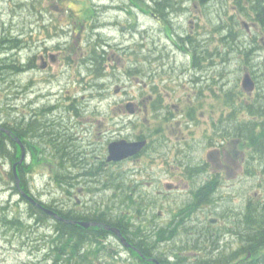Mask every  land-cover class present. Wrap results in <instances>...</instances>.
I'll list each match as a JSON object with an SVG mask.
<instances>
[{
  "label": "flooded vegetation",
  "instance_id": "obj_1",
  "mask_svg": "<svg viewBox=\"0 0 264 264\" xmlns=\"http://www.w3.org/2000/svg\"><path fill=\"white\" fill-rule=\"evenodd\" d=\"M51 1L54 9L63 10L61 14L66 13L63 9V3H61L66 0H61L60 3L56 2V0ZM112 1L110 0L107 4L108 10L102 4L98 6L96 21H94L92 13L90 15L89 12L84 10V23L86 22L87 26L82 27L84 31L82 35L88 36L89 29H92L91 31L97 34V42L95 44L91 42L84 43V50L81 53L84 57V64H87L86 61H89L90 58V62L93 64L96 62L97 64L98 71L95 70L98 73L97 77L110 76L112 74L116 76L115 80L119 82L115 81L113 97L116 94L117 96L119 95L116 100L118 103L115 102V104L121 114L125 113L132 118L143 110L146 112L152 110L156 114L171 112L169 109L172 107L167 108L168 105L163 100L165 94H170L168 90H164L163 84L166 81L163 79L159 85L153 82V86L145 81V87L150 89V91L147 99L142 100V97H134L135 95L133 94L130 96L129 91L132 88H129V82H126L125 77H117V73H120L123 68L128 73L126 76H129L132 86L135 87L137 76L140 75L137 70L141 68L138 67L139 64L146 65L143 73L146 72L145 80H147L151 76L147 67L152 68L156 65V56L166 57V55L162 50L158 51L159 45L155 41L146 42L147 51L145 57L136 62L135 52L129 51L126 55L124 50L127 46L120 45L123 44L122 42H115V44L108 42L109 37L104 34L106 30L121 27V30L125 29L129 32L131 28L136 29L138 23L136 0H130L131 2L127 0L128 8L124 4L116 3V0ZM184 1L181 5L182 9L179 10L183 14L178 17H172L170 20L173 22L171 26H174V29L178 32L186 30L185 26H181L185 18L190 23V28L199 27V25H196V20L199 22L201 4L196 3V1ZM200 1L203 4H207L210 0ZM152 3V0H146V5H143L145 9L143 6H140V9L143 14L146 11L156 18L157 13L161 14L163 18L159 19L164 27V23L168 22L166 17L169 14L176 13L168 9L163 11L154 9ZM119 10L127 16L128 21L126 24L119 17L111 19L110 16ZM132 17L135 19L136 24L129 23V19ZM74 22L77 21L74 19ZM79 23L82 24L80 21ZM62 29L66 31L65 34L68 33L66 29ZM7 30L9 29L7 28ZM32 34V32L28 35L19 34L23 45H25L23 40ZM7 35L5 30L0 36V45H10L8 39L11 37ZM60 35L63 37L62 34ZM180 37L188 41L194 40L191 35H181ZM173 43L183 53L189 55V69H201V65L196 63L198 58L195 57L194 46L188 47V45L187 48H184L183 45L178 44L176 41H173ZM68 44V42H57L55 45L58 48L56 47L51 51L48 48L49 45L45 47L46 50H43L39 55L41 63L38 66L43 67V71H47L50 66L58 63L62 55L58 49L66 48ZM91 44H93L92 47ZM38 48H40L39 45ZM25 49L27 48H22L21 50ZM35 49L37 47L31 48L32 51ZM203 58L205 59L206 57ZM17 59L24 62L26 57L20 52V55H17ZM206 59L210 65L215 63L212 61L213 57ZM219 59L223 58H216V60ZM35 60L36 58H30V62L23 64L21 71L17 72L15 78L7 77L1 84L0 126L3 127V130L0 128V135H3V138H5V140L3 139L4 142L9 143L8 146L11 148L0 153L2 156L0 163L3 167L1 170L2 181L0 183L5 193L8 194L5 206H8L9 209L18 208L22 210L21 218L27 217L25 222L29 228L34 227V229L31 235L22 236V231L17 226V223L22 221H10L15 224L11 227L4 228L3 225V229H0V248L3 250L0 251V264H8L6 257L10 251V247L3 242H13L18 237H21L23 243L19 252L23 251L25 246L28 245L29 248L25 250L28 249L31 256L35 257V264H264V241L257 244L251 240L252 236L256 234L255 231L264 230V221L248 220V199L244 198L240 216L234 221L230 218L231 216L227 217L231 207H229L226 214L223 213L225 207L228 206L226 202L228 194L226 193V184H223L220 178L224 174L223 171H226L227 174L233 171L231 154L225 153L226 148H224V145L228 142L225 136H221L213 144V137L208 135L211 147L207 151L206 159L198 161L194 160V158L189 159L187 154H184V152H191L195 148L194 143L192 149L187 151L181 143L179 145L176 143L178 150L176 156L183 157L184 160V168L181 170L182 176L180 172L178 173V169H180L178 165L176 176L172 180H163V173L152 175L154 170L152 171L153 168L150 169L148 166L150 158L154 160L161 159L163 164L168 159L159 149L166 143L165 140L169 139L165 135L166 131L163 126L158 124L153 128L147 127L145 120L131 123L133 129L131 136L123 132V127L111 130L109 126L104 125L105 131L102 132L99 129L102 124L98 123L100 126L95 124L94 129V131L97 130L98 132L92 131L85 122L86 116L92 118L91 114L88 115V110H91L90 113L92 114L95 112L100 118L101 113L107 111L105 107L102 105V108L104 107L102 111H94L95 106L84 105L83 108L72 101L67 106H60L63 103L62 98H57L56 94L61 93L62 96L65 93L66 90H64L62 83L63 89L53 90L52 88L48 93H44L47 89L43 90L39 86L41 91L36 92L33 86V79L20 81L23 74L30 72L29 67L31 69L36 67ZM61 60L66 64L69 63V54L66 55L65 53ZM159 66L161 67L160 64ZM172 69H174L173 73L175 74L177 67ZM185 72H187L188 76L192 74V77L198 78L199 74L191 72V70L185 69L183 73ZM218 75L223 74L220 73ZM124 83L128 85V88ZM159 87H162L160 91H158ZM104 90L102 85L98 91H95L98 94H91L90 97L93 98L95 95L98 99L103 97L109 101L110 95L103 93ZM52 97L55 98V101L51 103L45 102L46 98ZM126 97L130 99H126L125 102L121 101ZM224 97L230 101L227 94ZM84 99H86V96H84ZM102 100L103 103H106L104 99ZM127 100L131 101V104H128ZM172 106L173 108H180L177 103H173ZM191 108L194 109L195 106L182 109L186 125H191L194 122L188 115V111ZM82 117L84 118V127L82 125H80L81 127L78 126ZM123 122L120 119L119 124L124 125L125 122ZM71 127L74 128L72 133H70L72 131ZM228 128L227 126L215 127L214 122L212 125L214 133H216L215 129L222 131L228 130ZM57 134L62 135L63 138L60 144L66 150L69 149L68 147L76 146L74 143L84 145V151H81V154H84L82 158L84 160V171L82 172L84 175V222H90L91 225L85 227L79 224L80 221H73L77 219L63 221L89 231L84 236H79L77 241H75V245L70 242H65L64 245L57 244L56 235L53 231H55L58 224L55 218H58L41 207V204H44L48 208L54 209L52 207H55L57 203V200L55 201L57 189L67 195L65 199L68 201L71 199L72 193L75 192L74 187L66 186L64 185L65 181L58 180L60 173L56 170L58 169V163L55 160V155L52 154V149L47 150V155L42 149L43 145L44 150L45 146L56 145L53 138ZM120 140L144 141L145 144L139 151L123 157V159L109 161L108 148L110 142ZM184 141L189 142L190 140L186 138ZM65 153L69 154L67 151ZM222 155L224 160L221 158ZM242 161L247 162L245 157H243ZM262 165L264 166L263 162ZM240 169L246 173L248 171V168L246 169L242 166H240ZM230 175L236 176L232 173ZM107 180L108 183L105 184ZM91 185L95 189L89 192ZM110 190L112 195L109 198L106 194ZM88 192L89 200L87 197ZM175 192H181L183 198L178 201L176 210H173L168 218L171 223L167 224V220H162L159 213L155 214L153 211L157 212L158 199L166 198L170 200L175 195ZM244 195L242 192L240 197L243 198ZM35 201L40 203V205ZM59 204L62 205V201ZM91 204L95 205L94 210L92 209L93 207L91 208ZM23 206L26 208L23 209ZM65 206L67 207V203ZM39 210L45 211L53 218L40 221L37 218ZM82 210L80 208L79 211ZM177 211L180 214H177ZM197 213L204 217L203 221L196 218L192 219V214ZM160 215L163 216L165 213L160 210ZM2 218H4L3 215ZM0 223L3 224L4 221H0ZM162 225H165V227ZM115 227L119 228L120 232L125 236V241H123L120 233L113 230L117 229ZM142 229L146 233H142L143 238L138 241L137 233H140ZM182 231L186 232V235L181 233ZM249 234H252V236H249ZM58 237H61V235H58ZM174 243L177 244L176 253L172 252L171 249ZM13 245L12 243L11 246ZM144 245L150 251L144 252ZM154 248L157 249L152 252ZM67 249L69 250L67 251Z\"/></svg>",
  "mask_w": 264,
  "mask_h": 264
},
{
  "label": "rangeland",
  "instance_id": "obj_2",
  "mask_svg": "<svg viewBox=\"0 0 264 264\" xmlns=\"http://www.w3.org/2000/svg\"><path fill=\"white\" fill-rule=\"evenodd\" d=\"M27 1L32 0H0V36L2 33L8 28L10 30L9 34L10 36H15L23 32L24 34L29 33L33 30V34L29 35L25 40H29V42L26 45H23L22 41L17 44L19 47L18 50H14L13 48H6L2 47L0 49V60L1 63L4 64V62L7 63V65L11 66V68H8L9 70H12L13 68H17L21 70V67L23 64H28L27 62H30L31 55L36 56V67L34 69L40 70V67L38 66L41 61H37V53L38 51V45L41 49L47 47H50L55 45L57 42H68V46L66 48H59L58 51L62 54L61 59H63V55L66 53L69 54L70 61L69 63H64L61 59L58 63L53 64L50 66V68L47 69V71L37 72L36 74H32L31 72H27L21 76L20 81H30L33 79V86L35 87L36 92H40L39 86H41V89L45 90L44 93H48L50 89L53 88V90H59L62 88L61 83L64 85L65 93H57V98H62L63 100H67L65 102V106L69 105V103L74 102L77 106H80L77 100H74L75 97L78 95L83 101L85 105H91L95 106L93 108L94 111L100 110L102 111V105L107 106L108 100H105L106 103H98V98L94 95L93 98L90 97L91 94H98V92H95L96 89L92 90L94 92H90L89 88L90 85H96L97 82L103 83L101 85H97L100 89L103 85V88L105 89L103 93H106L110 95V98L113 99V105L109 106V110L104 111L101 113L100 118L99 116L94 112L93 114L90 113L91 110H88V115H92V118H89L86 116L85 122L88 127L92 131L95 129V124H102L99 128L100 131L104 132L105 128L104 125L109 126L111 130L115 128L123 127V132L130 134V136L133 133V129L131 126V123L139 122V121H146V126H150L151 128L157 126L160 124L165 129V135L167 138L166 143H164L159 149H161L162 153H164L168 159L163 164L161 159L154 160L150 158L149 161V167L150 169L153 168L154 173L152 175L161 174L163 173V180H172L176 176V170L178 168V165L180 166V169H178V173L184 168L183 166V157H177L176 153H178L176 143H181L184 146V149L191 150L193 147V143L195 144V148L191 152H184V154L188 156L189 159L194 158V160H203L207 157V151L211 147V141L208 138H212V143L214 144L215 141H218V139L221 136H225L228 139V142L224 145V148H226V154L230 153L231 158L233 161V171L231 172L233 175H230L231 173H228L226 171H223V176L220 178L222 180L223 184H228L230 187L237 192L236 195L239 194V192L245 193V190L241 183L242 180H244L247 173L244 172V170L240 169V166L243 168H248V163L243 162V157L247 160L250 154V148L249 145H247V142L242 140L241 137L236 136L234 133V128L238 127L237 122H248L250 121V114L248 109L243 108L241 104V100L237 98L236 100V106L233 108H226V104L229 102L226 100V97H224L225 94H227L228 99L231 100L236 95H239L241 92V79L243 77V74L246 71H251L254 79L256 80V84L258 88V91L255 92L257 95V100L260 98L263 99L262 95L264 94V26L261 24H257L255 20V13H251L254 8L249 7L248 5H252L251 1L249 0H210L209 3L206 5H201L200 9L204 10L203 17L200 18V25L198 29H200V34H203L201 40L203 45L207 48L206 51L203 54V57L209 58L213 57V60L215 63L211 65V68L209 65H203L201 66L200 70H194L193 68L189 69V61L190 58L189 55L186 53H183L180 49H178L173 41H178L177 34L173 41L168 40L160 30H163V28H160L159 24L156 23L155 20L151 18H147L145 14H143L142 10L140 8H136L137 10V25L136 29H130L129 32H126L127 30L123 29L121 30V27H117L112 30H106L104 32L106 37L108 38V42L111 44H115V42H122L123 44L120 45H126L130 47L131 45H135L137 47V52L140 54V56L135 57L136 61L137 58L145 57L146 53V46L145 43L153 42L155 41L159 45V50H162L166 57L173 59L170 60L169 58L164 60L166 62L165 70L162 71L163 77L162 79L166 81L163 84L164 90H168L170 94H165V98L163 99L165 104L168 105L167 108H170L168 113H159L156 114L152 110H148L147 112L145 110L138 112L135 117L130 118L127 114L123 113L121 114V111L118 109L117 105L115 104V101L119 98L117 94L114 98V84L116 81H113L114 75H103L99 76L95 73V69L97 68L96 62L94 63L93 67L91 68L90 65V58L89 61H86L87 64H84L82 66L79 63V58L82 55V51L84 50V43L91 42L96 43L97 42V34L95 32H92L89 28L88 36H83L81 34H75L72 30H82V27L78 26L80 23L77 21V18L75 20L77 22H72L71 25L67 26V31H64L59 24H56L54 21L53 23H49L47 21L48 15L44 16L43 19L45 21H42L39 19L36 14V11H42V6H46L50 9L49 5H51V0H33L35 4L38 7H31L34 10V12H28L26 11ZM82 0H66L63 3V9L65 12L69 10V8L73 7L74 9L78 8L79 5H81ZM97 1V0H95ZM110 0H106V4L109 3ZM114 1V0H113ZM112 1V2H113ZM130 1V0H128ZM137 5L143 6L145 3L142 0H136ZM173 1V0H172ZM190 1V0H189ZM116 3L119 2L121 5L124 4L128 8V2L127 0H116ZM131 2V1H130ZM47 5H45V4ZM32 4V2H31ZM30 4V6H31ZM29 6V7H30ZM40 8V9H39ZM144 8V6H143ZM145 9V8H144ZM25 10V11H24ZM118 10V9H117ZM181 10V9H180ZM176 14H170L166 17V20L172 19V17L180 16V14H183L180 11L174 10ZM70 12V11H69ZM93 14V19L96 21L97 19V10L94 9V11L91 12ZM167 15V14H166ZM55 16L56 18L60 19H66L67 15H62L57 13H51V17L53 18ZM111 19H114V17L118 18L126 24L128 21L127 16L124 13H121V11H116L113 15L110 16ZM132 20V18L130 19ZM241 22L240 25H238L237 21ZM242 20H247L250 23V28L245 29L244 25L242 24ZM45 23V24H43ZM48 23V24H47ZM71 23V22H70ZM130 23V22H129ZM63 26L65 25V22L62 23ZM183 24L186 25L187 29H190V24L187 22V18L184 19ZM44 25H48L45 26ZM132 25V24H131ZM33 26V27H32ZM51 26V28H49ZM183 26V25H181ZM172 27V26H171ZM229 27L233 32L238 34L242 40L236 41L233 43L232 37L230 36V39L227 40L226 36L224 34L227 33ZM94 28V27H93ZM160 28V30H158ZM87 29V30H88ZM172 29L177 33V31L174 29V26ZM71 30V31H70ZM86 31V30H85ZM69 32H72V36L68 37L65 41L63 38H65ZM183 32V31H181ZM31 34V33H30ZM63 37H61V35ZM133 34V36H132ZM80 36V38H79ZM163 36L166 38H163ZM60 37V38H59ZM222 40H227L222 42ZM138 43H141V50L137 46ZM200 44V43H199ZM239 44V45H237ZM82 45V47H80ZM93 44H91L92 47ZM9 46V45H7ZM89 46V45H88ZM150 46V44H149ZM37 47L34 51L31 50V48ZM126 47L124 50L125 54L129 52V48ZM254 47V48H253ZM22 48H27L25 50H21ZM222 49L221 50L219 49ZM201 50V45L198 48ZM228 50V53H223ZM51 51V50H50ZM204 50H202L203 52ZM252 51V53L247 54L248 52ZM24 54L26 59L25 63L22 61L17 60V55ZM8 53V54H7ZM209 53H212L211 55ZM225 58L223 57V54ZM12 58H15V60H12ZM83 62L84 57L82 55ZM200 59V55L198 56ZM216 58H223L220 61L216 60ZM144 59V58H143ZM4 61V62H3ZM78 63V64H77ZM208 63V62H207ZM92 69L94 72L91 74L88 66ZM138 72L139 76H137V82L136 86H132V83L129 84V88L133 89L136 92V95L134 97L141 98L142 100L147 99V96L149 94L150 89H147L145 87V73H143L144 69H146L145 64H139ZM177 67V72L179 73L181 70V73L179 75L177 74L174 77V69ZM29 67V71H30ZM94 69V70H93ZM188 69L191 70V72H195L199 74L197 79L192 77V74L190 76L187 75V72L183 73V70ZM222 73L223 75H218ZM256 73L258 75H256ZM3 75L6 73H2ZM17 73L8 75V78H15ZM172 76V77H169ZM7 78V75H6ZM161 77H159L160 79ZM3 79V78H1ZM95 79V80H94ZM161 79V80H162ZM4 80V79H3ZM160 80V81H161ZM116 81V82H115ZM147 82V81H146ZM126 87L128 88V85L124 83ZM132 86V87H130ZM260 88V89H259ZM2 89V88H1ZM63 89V88H62ZM162 87L158 88V91H160ZM65 94V96H64ZM41 95V94H38ZM241 95V94H240ZM0 96L2 97L1 93ZM84 96H86V99H84ZM0 97V101H1ZM68 97V98H66ZM242 99H247L246 95H241ZM128 99V97L124 98V101ZM250 98L249 100H251ZM62 100V101H63ZM257 100L251 102L255 103ZM52 101H55V98H46L45 102L51 103ZM64 102V101H63ZM173 103H177L180 108H173ZM235 104V103H234ZM2 105V104H1ZM0 105V106H1ZM98 106V108H97ZM197 106L196 108V115L197 118L194 119V122L191 123V125H186V119L185 116H183V110L184 108ZM226 110V112H224ZM169 117V119H167ZM238 117V118H234ZM81 119V120H80ZM79 120L81 123H78V126L82 125L84 127V118H80ZM120 119L124 121V125H120L119 121ZM232 119V120H231ZM130 122V124H128ZM150 122V124H149ZM212 122H214L215 127L220 126H227L229 127L228 130H216V133L213 132L212 129ZM97 126H100L98 125ZM148 124V125H147ZM76 125V127H78ZM81 127V126H80ZM72 128V127H71ZM239 128V127H238ZM142 130V129H141ZM74 131V128H72V133ZM143 131V130H142ZM94 132H98L97 130ZM250 130L248 131V133ZM95 133V135H96ZM189 139L190 141H184V139ZM257 138L264 141V137H258ZM70 141V137H69ZM188 143H192V147L188 145ZM76 146H71L70 149L72 150H80L84 151V145L80 143H74ZM261 151L264 153V147L261 149ZM64 154V153H63ZM80 158L82 159L84 157V154H79ZM181 155V154H180ZM264 155V154H263ZM222 160H224L223 155L221 156ZM165 159V157H164ZM83 160V159H82ZM84 161V160H83ZM264 163V160L262 161ZM163 164V165H162ZM72 165V164H69ZM80 165H74L68 168V166L65 167V169H59V172H63L64 174L66 171L71 175H75L78 172H81L79 169ZM3 167L0 163V170H2ZM147 173V172H146ZM145 173V174H146ZM2 172L0 171V180ZM146 176V175H144ZM150 177V175H148ZM248 178V192L252 193V181L256 176H247ZM2 181V180H1ZM76 184H81L82 189L80 190L82 194H79L77 192V197L81 199V203L84 202V178L82 176L76 178L75 182ZM2 184L0 183V202L2 200H5L7 195L5 191L1 189ZM74 187V186H73ZM41 190L42 187L40 186ZM112 189V188H111ZM40 190V191H41ZM86 190V189H85ZM57 195V193H56ZM89 195V192L87 193V197ZM111 190L106 194L107 197L111 196ZM58 198H63L64 195L62 192L58 194ZM110 198V197H109ZM183 196H181V192H175V195L170 199L167 200L166 198H160L158 199V207L157 212L153 211L155 214L159 213L160 218L164 221H168V218L171 216L173 210H176L178 206V201H181ZM76 199V196H75ZM90 198L88 197V200ZM63 202V200H60ZM171 202V204H170ZM7 203H1V206H5ZM70 204L72 207H76L80 210L82 208L84 210V206L80 207L77 205H74V201H70ZM80 205L79 203H77ZM61 205V204H60ZM93 207V208H92ZM26 207L23 206V209ZM91 208L94 210L95 205L91 204ZM168 208V211H167ZM97 209V208H96ZM160 210H162L165 215H160ZM6 212V213H5ZM2 213L4 216V220L7 218H11L13 214H16L18 212V208H11L8 211H5ZM167 213V216H166ZM168 213L169 216H168ZM259 212L255 213L258 214ZM254 219H256V215L253 216ZM75 241L71 239L70 243L75 245ZM69 241H67L68 243ZM6 246L8 245L10 247V251L7 253V260L8 264H35L33 255L31 256L29 250H25L26 248H29L28 245L25 246L24 250L19 252V249L22 247V241L21 237L15 238L13 242H3ZM14 244L11 246V244ZM0 251H3L0 248ZM6 251V250H5ZM31 261V262H30Z\"/></svg>",
  "mask_w": 264,
  "mask_h": 264
},
{
  "label": "bare ground",
  "instance_id": "obj_3",
  "mask_svg": "<svg viewBox=\"0 0 264 264\" xmlns=\"http://www.w3.org/2000/svg\"><path fill=\"white\" fill-rule=\"evenodd\" d=\"M35 1V0H34ZM33 0H32V4H31V6L30 7H27V9H26V11H28V12H34V10L32 9V11H31V7L33 6V7H38L36 4H35V2H34ZM41 1H45V0H41ZM79 1V0H78ZM142 1V0H141ZM144 1V0H143ZM157 1V0H156ZM166 1H172V0H166ZM175 3H176V1L177 0H173ZM195 2L196 1V3H199V4H201V5H204L203 3H201V1L200 0H190V2ZM249 1H251V0H249ZM264 1V0H263ZM56 2H58V3H60L61 2V0H56ZM64 2V1H63ZM158 2V1H157ZM160 2V1H159ZM164 2V1H163ZM185 2V1H184ZM210 2V1H209ZM208 2V3H209ZM261 2H262V0H261ZM145 3V2H144ZM252 3V2H251ZM45 4V3H44ZM103 5V6H105L106 7V10H108L109 8L107 7V4H106V0H97V1H95V0H82L81 1V5H79L78 6V8H76V9H74L73 7H71V8H69V10L66 12V13H64V14H62V15H67V17H66V19H60V17L59 18H56L55 16H53V18L51 17V13H57V15L59 16V14H61L62 12H63V10H56V9H54V7H53V3H51V5H49V7H50V9L48 8V7H46V6H42V11H36V13H38V14H36L37 16H35V17H38V15H39V19L40 20H42V21H45V19H43L44 18V16H46V15H48V18H47V21L51 24V23H53V21L56 23V24H59V26H61L62 28H64V29H66L67 28V26H69V25H71L72 24V22H73V20L75 19V18H77V21H80L82 24H79L78 26H80V27H86L87 26V23L85 22L84 23V15H85V11H87V12H89V14L90 15H92L91 14V12L92 11H94V9H98V6H100V5ZM170 4V3H169ZM178 4V3H177ZM45 5H47V4H45ZM158 5V4H157ZM206 5V4H205ZM172 6V5H171ZM170 6V7H171ZM249 7H252L253 5H248ZM262 6H263V4H262ZM137 7L138 8H140V5H137ZM156 7V6H155ZM167 7H169L168 6V4H167ZM170 7L169 8H163V10H165V9H168L169 11H174V10H171L170 9ZM173 7H174V5H173ZM158 8V7H157ZM172 8V7H171ZM40 9V8H39ZM158 9H161V8H158ZM85 10V11H84ZM162 10V9H161ZM25 11V10H24ZM70 11V12H69ZM259 11V12H258ZM262 11L264 12V10L262 9V7H259V10L257 9V11H256V17H255V20H258L259 21V19H262L263 17H264V14L262 13ZM204 10H201V12H200V17H199V22H198V20H196V25H200L199 23H200V18L201 17H203V15H204ZM170 15V14H169ZM145 16H146V19L147 18H151V19H153V20H155L156 21V23L157 24H159V26H160V23H161V17L163 18V16L161 15V14H159V13H157V18L155 17V16H153V15H150V14H148L146 11H145ZM160 18V19H159ZM171 19H169L168 20V22H166V23H164V27H163V25H162V23H161V27L160 28H163V30H160V28H158V30H160L161 32H162V34L168 39V40H170V41H173L174 40V38H175V36H176V34H177V40L178 41H176L178 44L180 43V40H181V35H191V36H193V38H194V40H191V41H189V42H191L192 43V45L194 46V48L196 49H198L199 47H200V45H201V50H204L203 51V54H204V52L206 51V47L203 45V43H202V41L201 40H203V39H201V37L203 36L204 37V35L203 34H200V29H198V27H194V28H190V29H187L186 28V30H183V32H178L177 31V33L172 29V27H171V25H173V22L172 21H170ZM63 22H65V25L63 26ZM71 22V23H70ZM129 22L130 23H133V24H136V21H135V19L132 17V20H130L129 19ZM187 22H188V20H187ZM260 22V21H259ZM74 23V22H73ZM237 23H238V25H240L241 24V22H240V20L239 21H237ZM261 23V22H260ZM43 24H45V23H43ZM48 24V23H47ZM190 24V23H189ZM242 24L244 25V27H245V29H249L250 28V23L247 21V20H242ZM261 24H263V23H261ZM264 25V24H263ZM183 26H185L186 27V25L185 24H183ZM33 27V26H32ZM227 28H229V27H227ZM230 29V28H229ZM67 30V29H66ZM71 31V30H70ZM75 34H81V33H83L84 34V31L83 30H79V29H77V30H72ZM171 31V34L169 33ZM9 32H10V30H7L6 29V33L8 34L7 36H9V37H11V38H9V39H13V36H10V34H9ZM126 32H128V31H126ZM235 35L236 36H238L237 38H238V41H241L242 40V38L238 35V34H236L235 33ZM70 36H72V32H69V34L65 37V38H63L65 41L67 40V38L68 37H70ZM132 36H133V34H132ZM163 36V38H165ZM165 38V39H166ZM183 39V38H182ZM15 40V39H14ZM1 41V40H0ZM186 41H188L187 39L185 40V42ZM8 42H10V41H8ZM222 42H224V40H222ZM200 43V44H199ZM181 44V43H180ZM139 45H141V43H138L137 44V46L140 48L139 50H141V46H139ZM182 45V44H181ZM189 45V46H188ZM187 46L188 47H191V44L189 43V44H187ZM2 47H6V48H11V43H10V45L9 46H5V45H0V49L2 48ZM19 47H21V45H17L16 44V46H14V47H12L14 50H18L19 49ZM58 48V46H51L50 45V47H48L50 50H52V49H55V48ZM128 47V46H127ZM129 48V51H132V52H135V55L137 56V54L138 53H136L137 52V47H136V44L135 45H131L130 44V47H128ZM220 50H221V52H222V49L221 48H219ZM43 50H46L45 48H43V49H41V48H38V51H39V53H37V61H38V63H39V55H40V53L43 51ZM188 50V49H187ZM95 51V50H94ZM193 51V50H192ZM194 51H196V50H194ZM89 52H90V50H89ZM223 53H228V50L226 51V52H223ZM222 53V54H223ZM210 55L212 54V53H209ZM138 56H140V54H138ZM199 56V55H198ZM81 58H79V63L82 65V66H84V62L82 61L83 60V58H82V55L80 56ZM223 57L225 58V56H224V54H223ZM31 58L33 59V58H36V56H32L31 55ZM70 58V57H69ZM170 59V60H172L173 58L171 57L170 58V56L169 57H161V56H156L155 57V59H156V61H157V63H156V65L154 66V67H147V69H148V73H150V78L149 79H147L146 81L150 84V85H152L153 86V82L154 83H156V84H160V80L162 79V77H163V74H162V71L163 70H165V65H166V62L164 61V60H166V59ZM139 59H141V57L139 58ZM138 58H137V61L139 60ZM18 60V59H17ZM221 59H219L218 61H220ZM136 61V62H137ZM208 62V63H207ZM197 65H201V66H203V65H209V67L211 68V65L209 64V61L205 58H201L200 57V59L198 58V60H197ZM78 64V63H77ZM159 64L161 65V67L159 66ZM93 63L92 62H90V65L89 66H92L93 67ZM88 66V65H87ZM88 66V68H89V70H90V72H91V74H93L94 72L92 71V67L90 68ZM8 68H11V66H9V65H5V64H1V68H0V70H1V72H0V77L1 78H3V79H5L6 78V75H7V77H9L8 75H10V74H15V73H17L18 71H21L20 69H17V68H13L12 70H9ZM43 68V67H42ZM41 67H40V70H42L43 71V69H42ZM136 68H137V65H136ZM40 70H38V69H30V72L34 75V74H36L37 75V72L39 71V72H42V71H40ZM94 70V69H93ZM96 71H98L97 70V68L95 69ZM2 73H6V74H2ZM43 73V72H42ZM96 73V72H95ZM179 73H181V71L179 72ZM179 73L178 72H176L174 75L176 76L177 74L179 75ZM250 73H251V71H250ZM97 75H98V73H96ZM128 73H126L125 72V70L122 68L121 69V71H120V73H117V77H121V78H123V77H125L126 78V82H129L130 84H131V81H130V79H129V76L127 77L126 75H127ZM256 75H258L257 73H256ZM159 77H161L160 79H159ZM115 78H116V76L114 75V78H113V81L115 80ZM95 80V79H94ZM2 84V83H1ZM12 86H14V85H12ZM11 88V87H10ZM92 88L93 89H96V91H98L99 90V88H98V86L97 85H90V88H89V90L90 91H93L92 90ZM15 89V88H14ZM13 90V89H12ZM31 94H32V96H33V93L31 92ZM129 94H130V96L133 94V95H136V92L132 89V90H130L129 91ZM112 98H114V97H112ZM237 98H239L241 101V104L243 103V99H242V97H241V95H240V93H239V95H236L234 98H232L227 104H226V108L228 107V108H233L234 106H236V100H237ZM130 99V98H129ZM128 99V100H129ZM63 100V99H62ZM74 100H77L78 101V103H79V105L81 106V107H83L84 108V101L80 98V97H78V95L75 97V99ZM113 99H111L110 98V100H109V102H108V105L107 106H104L105 107V109L106 110H109V106H112L113 105V101H112ZM127 100V101H128ZM64 101V102H63ZM62 102L63 103H61L60 104V106H65V100H63ZM121 101H123V102H125L124 100H121ZM115 102H117L118 103V101H115ZM122 102V103H123ZM131 101H128V104L130 103ZM101 103H103V100L102 99H98V103L97 104H101ZM235 103V104H234ZM2 104V99H1V101H0V105ZM126 104V103H125ZM90 106V105H89ZM196 108L197 107H195L194 109L193 108H191L189 111H188V113L193 117V118H197V115H196ZM70 113V112H69ZM70 114H72V113H70ZM234 118H238V117H234ZM238 119H240V118H238ZM232 120V119H231ZM252 120H255V118H252ZM236 124H238V127H243L244 128V130H240V132H243V134H244V136H246V137H248L247 135H249L250 136V134H251V130H255V132H258V133H261V130L264 128V126H262V127H260V128H257V129H245L247 126H249V124H250V121H248V122H242V121H239V122H237ZM212 125H213V122H212ZM253 125V124H252ZM212 127V126H211ZM0 128L3 130V127H1L0 126ZM250 130V132L248 133V131ZM1 131V130H0ZM74 132V131H73ZM4 140H5V138H4ZM258 140L260 141V139L259 138H252V143H253V145L254 146H252L251 147V151H250V154H249V157L247 158V163H248V171H247V175L245 176V178H244V180H242V182L243 183H241L242 184V186L241 187H243L244 188V190H245V195L243 196V198H241L240 197V194H241V192H239V194L238 195H236V193L237 192H235L231 187H230V185H228V184H226V193L228 194V197H227V200H226V202H227V207H225V209L223 210V213L224 214H226V212L228 211V209H229V207H231V210H229L228 212L229 213H227V217H230V218H232L233 219V221L237 218V217H239L240 216V211H241V208H242V205H243V202H244V198H247L248 199V208H247V214H248V220L249 221H264V166L262 165V161L264 160V153L261 151V146H259L258 145ZM6 142V141H5ZM34 142H35V140H34ZM8 144L9 143H7V145H6V143L4 144V146L3 147H0V153H3L4 151H6V149H11L10 148V146H8ZM55 144H51V147H49V146H45V150L43 151L46 155L48 154V151L47 150H50V149H52V151H53V155H55V160L57 161V163H58V169H56V170H58V172H59V169H65V167L66 166H68V168H70L71 166H74V165H80V167H79V169L81 170V172H78L77 174H75V176H76V178H78L79 176H82L83 178H84V175L82 174V172L84 171V161L79 157L80 155L79 154H81V151L80 150H72V149H70V147H68L69 149H68V153L69 154H66L65 152H64V155L66 156V157H68V159H66L65 161H64V163L63 164H61L62 163V158H60V157H58V154H57V152H59V153H62L61 151H58V147L59 146H56ZM60 148V147H59ZM60 150V149H59ZM49 153H51V152H49ZM59 155H61V154H59ZM128 156V155H127ZM127 156H125V157H127ZM64 157V156H63ZM196 161H198V160H196ZM69 164H72V165H69ZM57 167V166H56ZM152 171H153V169H152ZM246 173V172H245ZM65 174H67V175H69V173H68V171H66V173ZM70 175H71V173H70ZM79 175V176H78ZM248 175H250V176H256V178H254L253 179V181H252V185H251V187H252V193H249L248 192V178H247V176ZM63 176V175H62ZM67 179H68V177H67ZM66 179V180H67ZM73 179V178H72ZM59 180V179H58ZM63 180V179H62ZM1 181V180H0ZM61 181V180H60ZM59 182V181H58ZM65 183V182H64ZM63 186V185H62ZM65 188H67V187H65ZM74 188H77V189H79V190H81L82 189V185L81 184H76V185H74ZM0 195H2V194H0ZM1 206V205H0ZM2 207V206H1ZM43 209V208H42ZM5 210L7 211V210H10L9 209V207L8 206H5ZM73 211V210H72ZM76 211V210H75ZM79 212V211H78ZM257 212H259L258 214H255V213H257ZM58 213H60V212H58ZM76 213V212H75ZM84 214V213H83ZM177 214H180L179 213V211H177ZM61 215V214H60ZM66 215V214H65ZM254 215H256V219H254ZM213 217V216H212ZM84 218V217H83ZM194 218H196L197 220H201V221H203V219H204V217H202L201 216V214L200 215H198V213L197 214H192V219H194ZM202 218V219H201ZM216 220V219H215ZM73 221H78V220H73ZM208 221V220H207ZM226 221V220H225ZM138 222H140V221H138ZM32 223V222H31ZM75 223V222H74ZM169 223H171V221H168V223L167 224H169ZM80 224V223H79ZM140 224H142L141 222H140ZM81 225V224H80ZM163 227H165V225H162ZM114 227V226H113ZM115 228H117V227H115ZM117 229H119V228H117ZM58 230L57 229H55V231H53L54 233H55V235H56V240H57V244L58 245H64L65 244V242H62V237H58V235H61L60 233H58L57 232ZM181 233H184L185 235H186V232H184V231H182ZM177 236H178V234H177ZM69 249H67V251H68ZM22 252V251H21ZM135 254H138V253H135ZM140 254V253H139ZM31 262V261H30Z\"/></svg>",
  "mask_w": 264,
  "mask_h": 264
},
{
  "label": "trees",
  "instance_id": "obj_4",
  "mask_svg": "<svg viewBox=\"0 0 264 264\" xmlns=\"http://www.w3.org/2000/svg\"><path fill=\"white\" fill-rule=\"evenodd\" d=\"M152 1H153V3H152L153 8L154 9H157L159 11H163V8H169L171 5H172L171 6L172 8L170 7L171 10H177L178 9V6L180 4V3L177 4V1L179 2V0H177L176 3L174 1H169L168 2L166 0H157L158 2L156 0H152ZM31 2L32 1H27L26 2L27 7L30 6ZM251 2H252L251 4L253 5V8H254V11L255 12L257 11V9L259 10V7H262V9L264 10V1L263 0H262V2H261V0H251ZM167 4H168L169 7H167ZM262 4H263V6H262ZM145 5H146V0H145ZM173 5H174V7H173ZM157 7L158 8H161L162 10L161 9H158ZM262 13L264 14L263 11H262ZM259 21L264 24V17L262 19H259ZM224 35L226 36V39L227 40H229L230 39V36H231L232 37V40H233V43H235L236 41H238V38H237L238 36H236L235 35V32H233L231 29H228L227 33L224 34ZM6 39H8V38H6ZM8 40L11 43V48L14 47V46H16V44H19V42L21 41V39L19 38L18 35L13 36V39L12 40L11 39H8ZM227 40H224V41H227ZM180 43L185 48H187V44H189V43L191 44V47L193 46L191 42H189V41H186L185 42V39H181L180 40ZM237 45H239V44H237ZM195 50H196V51H194L195 54H196L195 57L198 58V55H200V57L202 58L203 57L202 50L197 49V48ZM250 53H252V51L248 52L247 54H250ZM11 59L12 60H15V58H12V57H11ZM1 64L2 63H1V60H0V68H1ZM4 64L7 66V63L6 62H4ZM9 65H11V64H9ZM0 72H1V70H0ZM2 81H3V79H1V77H0V91H1V83L3 84ZM263 90H264V87H263ZM258 94H260V93H258ZM258 94H256V96L253 97L251 100H249L248 103H247V109H248L249 114H250V124L245 129H257V128H260V127L264 126V94L262 95V97H263L262 100L260 98L257 100V95ZM255 100H257L255 103H251V102H253ZM189 116L191 117L190 114H189ZM252 118H255V120H252ZM240 130H244V128L243 127L242 128L241 127L234 128L235 136H239L241 138H244V139L249 140L250 141L249 143L252 146H254L253 143H252V138L253 137L254 138H257V136L258 137H262V136L264 137V128L261 130V133L255 132V130H251L250 136L247 135L248 137L244 136L243 132H240ZM62 138H63L62 135H59V134L55 135L54 138H53L54 143H56V145L60 147V148L58 147V151H61L62 152V153L57 152L58 157L62 158V163L61 164H63L64 161L66 159H68V157H66L63 154L65 151H68V150L64 149L63 146L60 144V142H62V140H61ZM3 139H4L3 138V135H0V147H3L4 144L6 143V142H4ZM6 145H7V143H6ZM258 145L261 146V148H263L264 147V141L263 140H261V141L258 140ZM42 149L44 151V145H43V148ZM59 154H61V155H59ZM0 157H2V156L0 155ZM59 173H60V175L58 176L59 180L67 182V183H64V185H66V186L68 185L70 187H73L74 186V184H75L74 182L76 180V176L75 175H70V174L67 175V174H64L63 172H59ZM67 177H68V179H67ZM106 183H108V180L105 182V184ZM69 193H71V192H69ZM57 195H58V193H57ZM57 195H56V197H57ZM55 201H56V199H55ZM60 202L61 201H58L57 200V203H56L55 207H52L51 206L52 208H54V210H56L57 212H60L59 214H61V216L63 217V219H56L55 218V221H58V224H57V227H56V229L58 230L57 232L61 234L62 242H67V241L70 242L71 239L77 241V239H78L79 236L82 237V236H84V234L89 233V231L83 229L82 227H78V226L73 225V224L65 223L63 221H66V220L72 221L73 219H77V220L78 219H84L83 218L84 217V214H83L84 213V210L79 211L77 209H73V207L67 208L65 206L66 203H67L66 201L62 202V205L59 204ZM4 211H5V206H2V207L0 206V221H4L3 224L0 223V229H3V225H4V228L5 227H11L12 225H15L14 223H12L10 221H22V222H18L17 223V226L22 231V234L21 235L22 236L31 235L32 230L34 229V227H30L29 228V226L25 222L26 220L21 218V216H22L21 215V212H17L15 217L14 216L13 217L11 216L12 218H10V219L7 218V219L4 220L2 218V213H4ZM38 212H39V214L37 215V218L40 221L41 220L43 221L44 219L46 220L47 218H53L52 216L48 215L45 211L39 210ZM143 231L144 230L142 229L140 233H137L138 241H140L141 238H143V234L142 233H144V234L146 233V232H143ZM255 233L256 234H254L253 236H252V234H249V236H252L253 237V238H251V240L253 242H256L257 244L258 243H262V241H264V230L263 231H255ZM143 247H144L143 248L144 249V252L145 251H150V249H148V247H146L145 245ZM156 249L154 248L152 250V252L153 251H156ZM171 249H172V252H175L176 253V251H177V244L174 243V245L171 247Z\"/></svg>",
  "mask_w": 264,
  "mask_h": 264
},
{
  "label": "water",
  "instance_id": "obj_5",
  "mask_svg": "<svg viewBox=\"0 0 264 264\" xmlns=\"http://www.w3.org/2000/svg\"><path fill=\"white\" fill-rule=\"evenodd\" d=\"M242 86H243V89L249 93H251V91L254 89L255 82L253 81L250 74L248 73L245 74V76L242 79ZM143 145H144V142H126L125 140L118 141V142H112L109 146V150H110L109 160H119L127 155H131L139 151ZM49 211L53 213L55 216L58 215L56 212L52 210H49ZM81 224L88 226L90 223L81 222ZM113 230L119 233L117 229H113Z\"/></svg>",
  "mask_w": 264,
  "mask_h": 264
}]
</instances>
